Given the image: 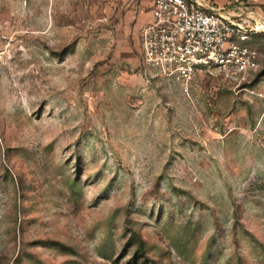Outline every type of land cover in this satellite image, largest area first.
<instances>
[{
    "label": "rangeland",
    "instance_id": "374dc122",
    "mask_svg": "<svg viewBox=\"0 0 264 264\" xmlns=\"http://www.w3.org/2000/svg\"><path fill=\"white\" fill-rule=\"evenodd\" d=\"M151 0H0V264H264L256 71L145 69Z\"/></svg>",
    "mask_w": 264,
    "mask_h": 264
},
{
    "label": "built area",
    "instance_id": "2783aa9c",
    "mask_svg": "<svg viewBox=\"0 0 264 264\" xmlns=\"http://www.w3.org/2000/svg\"><path fill=\"white\" fill-rule=\"evenodd\" d=\"M256 29L206 1L151 0L141 31V61L149 72L185 88L196 74L210 70L243 80L259 65L257 50L249 45Z\"/></svg>",
    "mask_w": 264,
    "mask_h": 264
},
{
    "label": "bare ground",
    "instance_id": "6f19581e",
    "mask_svg": "<svg viewBox=\"0 0 264 264\" xmlns=\"http://www.w3.org/2000/svg\"><path fill=\"white\" fill-rule=\"evenodd\" d=\"M257 25H258L259 28L264 29V23L257 22Z\"/></svg>",
    "mask_w": 264,
    "mask_h": 264
},
{
    "label": "trees",
    "instance_id": "16d2710c",
    "mask_svg": "<svg viewBox=\"0 0 264 264\" xmlns=\"http://www.w3.org/2000/svg\"><path fill=\"white\" fill-rule=\"evenodd\" d=\"M254 34V33H253Z\"/></svg>",
    "mask_w": 264,
    "mask_h": 264
}]
</instances>
